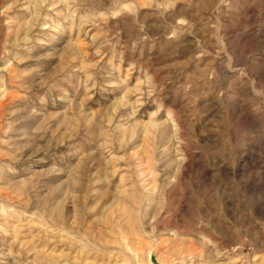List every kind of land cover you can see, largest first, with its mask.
Listing matches in <instances>:
<instances>
[{"label":"rangeland","instance_id":"374dc122","mask_svg":"<svg viewBox=\"0 0 264 264\" xmlns=\"http://www.w3.org/2000/svg\"><path fill=\"white\" fill-rule=\"evenodd\" d=\"M0 264H264V0H0Z\"/></svg>","mask_w":264,"mask_h":264}]
</instances>
